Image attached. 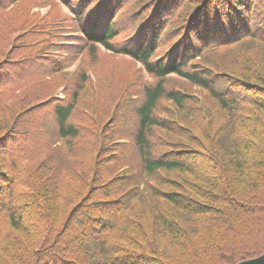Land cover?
Listing matches in <instances>:
<instances>
[{
	"label": "trees",
	"instance_id": "obj_1",
	"mask_svg": "<svg viewBox=\"0 0 264 264\" xmlns=\"http://www.w3.org/2000/svg\"><path fill=\"white\" fill-rule=\"evenodd\" d=\"M19 1L0 0V41L13 43V56L20 47L29 54L0 63V109L32 90L21 99L23 122L0 131V264H236L262 255L264 0H59L71 14L29 26L9 22ZM99 45L154 79L132 82L102 126L83 102L86 72L64 98L41 91L44 76L72 72ZM220 49L240 61L221 71L200 63ZM176 77L213 101L206 125ZM164 102L198 118L162 115ZM28 117L42 129L28 131ZM156 129L176 138H156ZM144 173L156 184L142 187Z\"/></svg>",
	"mask_w": 264,
	"mask_h": 264
},
{
	"label": "rangeland",
	"instance_id": "obj_2",
	"mask_svg": "<svg viewBox=\"0 0 264 264\" xmlns=\"http://www.w3.org/2000/svg\"><path fill=\"white\" fill-rule=\"evenodd\" d=\"M14 8V9H12ZM8 10H13L8 14V16H11L10 23H13L14 25H18L22 23H26V26H29L28 19H36L40 16L48 19L56 18V17H66V15L71 14V9L61 3L59 0H21L16 3V6H11ZM6 16V15H4ZM18 16V18H17ZM16 35L9 36L7 38L8 40L14 39ZM13 41V40H12ZM10 42V41H9ZM9 42H4V40L0 41V63L2 65L9 63L12 61L11 59L15 58H24L27 54H29V50L21 47L15 52V55L13 56L14 47L13 43L9 44ZM6 43V45H4ZM88 51L84 50V53L82 56L69 68L66 69V71L71 70L72 72H69L68 74H61L60 72L54 75L44 76L42 85V92H44V95L46 94L45 90H51L52 93L55 92V96H59L64 98L70 90L67 89V92H65V88L70 82L76 81V79L81 80L84 77V72H86L87 78L85 80V89L83 91L84 98L83 102L85 106H89L90 116L94 117H101L99 119H102L101 122H97L99 126H102L104 124V120H106L108 117H110L113 114V117L115 116V110L116 106L115 104L116 100L115 98H120L123 95H126V89L127 93L132 91L135 87V85L132 84V82H136V84H140L146 79L153 81V77L149 75L143 65L137 61L132 60L128 56L124 55H116L115 53H112L108 50H106L103 46L99 45V49L97 51V55L94 57H90L87 53ZM240 53H228L227 57L225 58V51L220 49L218 51H207L202 58H199L200 63L202 65L209 67L210 69H216V70H225L226 64L227 66L232 65L236 61H240L239 57ZM82 59V66L79 69V65L81 64ZM79 71L77 72L76 70ZM76 71V72H75ZM77 73V74H76ZM76 74V75H75ZM173 76V75H172ZM175 78L173 76L171 80ZM177 78V77H176ZM176 82L183 87L189 88V92L198 99V105L202 109L203 114V123L206 125V123L209 121L211 116H214L216 114V108L211 107L213 109H209L210 102H213L211 99L207 98V94L205 91H203L201 88L197 86H191L184 80L177 78L175 79ZM132 84V85H131ZM31 88H27L25 91V94L19 93L17 96L13 97L12 99H9L3 104L5 105V108L0 109V131H4L6 128L11 127L12 121L17 119V122H23L21 117V112H25L27 107L20 105L22 102L21 99L24 98L25 95H27L29 92H31ZM40 91V90H38ZM49 97V96H48ZM43 104L45 102L40 101L38 102L33 109L37 106L39 108L43 107ZM207 106H206V105ZM190 106L194 105H189ZM36 107V108H37ZM207 112H203L206 111ZM195 109L191 108V112H194ZM43 110L41 111L42 114ZM89 113V112H88ZM160 113L162 115L168 116L170 118H176L183 122H186L187 124L194 123L196 121V118L193 117V115H185L181 113L177 107H175L170 102H164L163 105L160 107ZM217 117H220V114L217 113ZM31 119L28 117V119L23 123V125L26 127L28 131H30L29 125L34 127L40 126V130L43 127V123H38L36 126L35 124H28L27 122ZM114 120V119H113ZM112 121V120H111ZM91 126H94L92 121L89 122ZM109 128H113V126L109 123ZM98 129V128H96ZM38 130V131H40ZM43 133V139L51 144L53 147H59L61 149V142L52 141V138L49 133L45 131V128L41 131ZM156 138L159 135L165 136L166 134H169L170 136L167 137L171 140H174L176 137L171 135V133H167L166 131L158 130L155 131ZM5 133V132H3ZM29 133V132H28ZM55 140V139H54ZM120 141V140H119ZM100 140L96 142V149L99 147ZM40 149L41 146L34 145V151L39 153L40 152L37 149ZM65 147H62V150H64ZM158 149L160 150H166L168 147L165 145L159 144ZM47 154V153H46ZM45 153H42L41 155H46ZM33 154L30 155V157ZM39 156L33 157L32 161L28 160H22L21 165L29 164L33 165L37 163L38 161H35L36 158ZM90 158H93L92 155H89ZM30 159V158H28ZM18 177V176H17ZM143 180L139 183L142 187L146 185V182H149L151 185H155L156 181L153 176H149L147 174L142 175ZM24 190H29L25 188ZM84 191H86L85 188L82 189L81 194H84ZM69 209L67 210L68 213Z\"/></svg>",
	"mask_w": 264,
	"mask_h": 264
},
{
	"label": "water",
	"instance_id": "obj_3",
	"mask_svg": "<svg viewBox=\"0 0 264 264\" xmlns=\"http://www.w3.org/2000/svg\"><path fill=\"white\" fill-rule=\"evenodd\" d=\"M236 264H264V253L256 258L244 260Z\"/></svg>",
	"mask_w": 264,
	"mask_h": 264
}]
</instances>
